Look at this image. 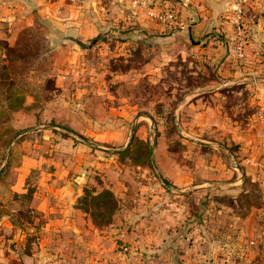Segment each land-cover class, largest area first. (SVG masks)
<instances>
[{
  "label": "rangeland",
  "instance_id": "374dc122",
  "mask_svg": "<svg viewBox=\"0 0 264 264\" xmlns=\"http://www.w3.org/2000/svg\"><path fill=\"white\" fill-rule=\"evenodd\" d=\"M53 1L0 0V105L5 112L3 125L10 129L5 141L14 134L6 163L0 147V166L4 165L0 221L5 219L11 227L0 231H8L10 237L23 235L12 248L31 253L39 241L56 264H197L195 252L184 248H197L188 225L165 231L148 257L137 255L134 243H129L148 232L133 230L134 225L127 223L133 215L153 214L161 226L170 216L177 219L181 210L187 224L216 226L213 237L207 236L213 252H218L210 255L217 264H264V145L255 148L258 155L251 163L247 160L248 146H257L253 141L261 139L260 127L250 128L252 144L243 145L228 135L229 130L241 134V127L230 128L225 122L202 132L181 121L178 105L190 96L184 94L202 82L210 87L213 75L205 63L199 65L207 75L200 79L181 58L163 62V47L178 49L182 35H148L128 9H120L113 0H92L86 25L91 35L81 41L71 39L62 30L70 24L64 0L54 13L49 10ZM165 2L150 3L164 7ZM122 59L129 60L118 63ZM123 69L127 74L138 69L140 75L133 82L128 77L117 83L115 71ZM8 83L12 89L6 88ZM124 100L135 101L139 109L122 111ZM253 113L224 109L226 117L235 119ZM131 115L140 121L123 128L122 141L110 144L99 139L98 134L125 125ZM142 118L149 120V130L140 125ZM132 138L149 144L148 162L134 163L130 158L134 154L116 153L127 148ZM154 148L156 159L159 155L156 162ZM167 158L178 173H184L180 176L184 186L170 187L161 179L156 163ZM252 163L254 171L248 168L249 164L253 168ZM101 188L112 192L117 208L106 226L96 228L79 199L85 189ZM24 189L30 190V199L14 196ZM152 196L156 202L148 203ZM70 208L77 209L75 230L71 223L56 220L60 214L68 216ZM125 210L129 214L115 231L110 226ZM129 229L132 240L126 235Z\"/></svg>",
  "mask_w": 264,
  "mask_h": 264
},
{
  "label": "crops",
  "instance_id": "0c3cea01",
  "mask_svg": "<svg viewBox=\"0 0 264 264\" xmlns=\"http://www.w3.org/2000/svg\"><path fill=\"white\" fill-rule=\"evenodd\" d=\"M134 1L137 4L136 6L131 5L129 0H113L120 9H128L127 11H130L131 17L138 21L141 28L148 35H153L155 33L165 34L167 26H164L147 16V11L154 6L150 3L152 0ZM163 1H166L164 3V8L169 10H181L182 21L185 24L183 29H177L178 32L175 33L176 35L183 36L179 41L180 44L178 43V45H180L178 46V49H174L176 46H171V48L170 46L165 45L163 47V51L160 55L162 56L163 62L165 63L172 59L181 58L188 64L189 68H193L192 74L195 75V78L201 79L207 75V71L201 67L204 63L206 64V67L207 64L210 66L213 73L210 87H208L205 82H202L196 84L191 93L184 94H190V96L185 97L184 101L178 105V113L181 121H187L188 123L186 124L190 125L189 127H195L202 132L215 127H223L225 122L230 128L241 127L243 128L241 134L234 130H229L228 135L233 141L243 145H248L252 142L250 128L257 125L260 127V130H262L259 132L261 139L259 141H253V144L254 142H257V146H248L250 147V154L247 160H250L249 163H251L252 159L258 155L255 148L258 149V147H260L259 145H264V0H247L242 8L241 22L244 36L242 57H237L232 49L231 40L233 29L230 24V14H228L229 8L233 7V3L236 0H176L177 2H174L173 0L175 5L171 4L169 0ZM59 2H61V0H55L49 5V10L52 13H54ZM63 2L68 10H66L68 16L67 21H70V24L62 30L66 29L69 38H77L80 39V41L85 37L90 36L92 29L86 25H89L92 15L90 13L92 0H64ZM166 38L170 39L171 37H163V40ZM114 43L117 45V42ZM118 44L121 45L120 42H118ZM87 49L88 46H86V50ZM120 53H122V50ZM128 60L129 59H122L119 60L118 63L121 64V62ZM131 63L133 64V62ZM123 70L115 71L117 83L125 81L124 79H127L128 77H130V80L133 82V78L137 79L140 75L138 69H130V74H127L128 72ZM144 73H148V71H145ZM232 85H235V87H231ZM134 102L125 101L119 106V108L122 109V111H137L139 108L136 102ZM251 103H253L252 106ZM125 105L128 108H124ZM225 108L242 112L252 109L254 110V113L252 117L244 116L235 119L231 116L226 117V115H224ZM125 119L128 121L125 125L120 124L122 126L119 128L101 132L98 134L99 139L110 144L122 141L125 138V131H123V128L128 126L130 122L132 123L131 125H134L140 121V117L136 118L135 115L128 116ZM142 120L143 122L140 125L146 127V130H149L148 127L151 126L149 120L147 118H142ZM139 126L136 125L137 128ZM100 136H102V139ZM123 145H125V143ZM157 151L158 150L154 148L153 157L155 162L159 159V155L156 159ZM161 153L164 157V153ZM156 164L160 171L161 179L167 183L166 185H169L170 187L184 186L180 178V176L183 177L184 173H178V171L173 168L172 163L168 158L167 161L162 160ZM251 167L252 165L249 164V169H252L253 171L256 170L254 164L253 168ZM195 186L201 188L200 184ZM62 191L65 195V191ZM196 191H198V189ZM119 195L121 196L122 194ZM155 198L156 196H152V199L148 200V203H155ZM70 209L71 211L68 212V216L65 217V215L60 214L56 217V220L58 223H61L64 220L67 224L71 223L72 230H75L77 219L75 213L77 209ZM133 210L136 211L137 209L133 207ZM122 212L123 213H120L115 222L110 226L115 228V231H117L116 226L118 222L120 223L121 218L126 217V214H129L126 210ZM175 215L177 219H173L170 216V221L161 226L156 224L157 222L154 221L153 214H150V216L147 215L143 218H141V216L139 217V214L138 216L133 215L132 219L134 218V220H128L127 223H132L134 225V231L138 232L145 228L148 229V232L141 238H133L132 230L129 229V233L126 235L129 238L132 236V238L135 239L134 242H129L132 244L134 243V252L137 255L143 254L148 257L151 255L150 252L154 249L153 245L161 239L160 237H163L162 234L165 231L177 230L174 228V225H178V227L180 226L181 228L188 225L186 226L187 228L189 227L188 233H190V235H192V237L198 242L196 243L197 248L193 247L187 249L188 247H184L187 253H189L191 249L192 252H195L196 259L194 260L197 264H217V260L214 256L210 257V255H215V253L218 252H213L214 245H212L209 240L211 237L209 238L207 236V234L212 236V234L217 231V228H215L216 226L212 225V227L201 228V225H195L193 223L187 224L181 218V210ZM6 222L8 221L4 219L2 222L1 219L0 223H2V225L0 228H11L9 225L10 223L8 222L9 224H7ZM165 226L166 228H163ZM126 229L128 228H125V230ZM7 232L8 231L5 230L0 231V264H56V262L50 261L52 258L47 256L49 253L45 252L39 241L34 252L18 253L12 248V243L18 239L21 240L23 235L12 233L10 237ZM122 234L125 233L120 232V235ZM132 238H130V240H132ZM209 246L211 249L207 250V247Z\"/></svg>",
  "mask_w": 264,
  "mask_h": 264
},
{
  "label": "trees",
  "instance_id": "16d2710c",
  "mask_svg": "<svg viewBox=\"0 0 264 264\" xmlns=\"http://www.w3.org/2000/svg\"><path fill=\"white\" fill-rule=\"evenodd\" d=\"M176 30L177 29H175L173 27H167L165 34L166 35L167 34H170V35L175 34V33H177ZM140 33H141V31H140ZM143 47H146V45H144ZM7 50H12V49L7 48ZM13 64H14V62H13ZM19 69L20 68H16L17 71ZM10 81H11V79H10ZM5 83H6V81H5ZM6 88L12 89V87L10 86V83H8V86H6ZM2 110H4L3 106L0 105V147H2V153H1L2 158L1 159H4L3 161H4V163H6V155L8 153L7 145L9 143V139H11L12 136H14V134L11 135V138H9L5 141V136L9 134L10 129L8 126L4 127V125H3V122L5 121V117L3 115H5L4 114L5 112ZM131 141H132V143H130V145L127 148L119 150L116 153H118L121 156L123 155V156H128V157L130 156V154H134V156L132 155L130 157L131 160L134 161V163L148 162L150 159V154H151V147L149 146V144L147 142H144V141L139 140L137 138H132ZM133 144L135 145V148L131 149ZM3 166H0V178L3 176V173H4V171H3L4 167ZM14 196L17 198L21 197V198L30 199L32 197V194L30 193L29 189H26V190L24 189V191L19 193V194H16V192H15ZM79 200L81 203H83L82 208H81L82 211L89 215L91 223L96 228H101V227L106 226L110 222L111 217L117 208L116 199L113 196L112 192L107 188H101L97 192L93 191V190L85 189L83 191V195L81 196V198ZM201 206L203 207V204ZM22 252H24V251H22ZM18 253H20V252L18 251Z\"/></svg>",
  "mask_w": 264,
  "mask_h": 264
},
{
  "label": "built area",
  "instance_id": "2783aa9c",
  "mask_svg": "<svg viewBox=\"0 0 264 264\" xmlns=\"http://www.w3.org/2000/svg\"><path fill=\"white\" fill-rule=\"evenodd\" d=\"M247 0H236L233 3V7L229 8L228 14H230V24L233 29L232 34V49L237 57H242L243 54V26H242V8ZM131 5L136 6L134 0H129ZM180 9H167L161 6H152L147 11V16L152 18L158 23L167 27H173L177 29H183L185 27L182 21Z\"/></svg>",
  "mask_w": 264,
  "mask_h": 264
},
{
  "label": "water",
  "instance_id": "95a60500",
  "mask_svg": "<svg viewBox=\"0 0 264 264\" xmlns=\"http://www.w3.org/2000/svg\"><path fill=\"white\" fill-rule=\"evenodd\" d=\"M27 3H28L29 5L32 6V4H31L30 2L27 1ZM78 43L82 45V43H80V42H78ZM82 46H83V45H82ZM83 47H84V46H83Z\"/></svg>",
  "mask_w": 264,
  "mask_h": 264
}]
</instances>
